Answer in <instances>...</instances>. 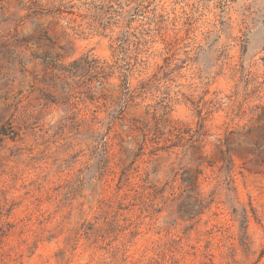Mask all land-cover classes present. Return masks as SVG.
<instances>
[{"label": "rangeland", "instance_id": "1", "mask_svg": "<svg viewBox=\"0 0 264 264\" xmlns=\"http://www.w3.org/2000/svg\"><path fill=\"white\" fill-rule=\"evenodd\" d=\"M0 264H264V0H0Z\"/></svg>", "mask_w": 264, "mask_h": 264}, {"label": "trees", "instance_id": "2", "mask_svg": "<svg viewBox=\"0 0 264 264\" xmlns=\"http://www.w3.org/2000/svg\"><path fill=\"white\" fill-rule=\"evenodd\" d=\"M126 82H125V90H129V80L127 79V80H125ZM203 124H201L200 125V128L196 131V134L194 135V136H196V140H194L195 142H197L203 135H205L204 133H203ZM194 136L192 137V140H193V138H194ZM225 160H226V158H225Z\"/></svg>", "mask_w": 264, "mask_h": 264}]
</instances>
